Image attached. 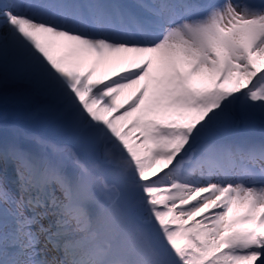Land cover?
<instances>
[{"label": "snow or ice", "instance_id": "obj_1", "mask_svg": "<svg viewBox=\"0 0 264 264\" xmlns=\"http://www.w3.org/2000/svg\"><path fill=\"white\" fill-rule=\"evenodd\" d=\"M9 104L0 264H264V0H0Z\"/></svg>", "mask_w": 264, "mask_h": 264}, {"label": "rangeland", "instance_id": "obj_2", "mask_svg": "<svg viewBox=\"0 0 264 264\" xmlns=\"http://www.w3.org/2000/svg\"><path fill=\"white\" fill-rule=\"evenodd\" d=\"M257 1V0H254ZM260 2V0H258ZM101 74L111 71V69L106 67H101ZM123 99V98H122ZM7 125V129H5ZM19 130V139L22 142L26 136H37L44 140H51L53 142H63L61 136L58 133L56 127L50 122L49 118L44 113L30 114L28 110L17 109L11 104L6 108L0 105V132L3 137L8 135L11 137L13 135V129ZM259 126L250 129L246 132H242V135L251 137L252 139L259 141ZM199 217H197L198 219Z\"/></svg>", "mask_w": 264, "mask_h": 264}, {"label": "bare ground", "instance_id": "obj_3", "mask_svg": "<svg viewBox=\"0 0 264 264\" xmlns=\"http://www.w3.org/2000/svg\"><path fill=\"white\" fill-rule=\"evenodd\" d=\"M98 75H101L100 70H98ZM1 131V130H0ZM0 135H2V132H0ZM259 137L262 138V133L261 130L259 131Z\"/></svg>", "mask_w": 264, "mask_h": 264}]
</instances>
